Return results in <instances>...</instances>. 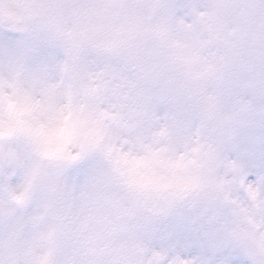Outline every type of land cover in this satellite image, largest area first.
Listing matches in <instances>:
<instances>
[{"label": "clouds", "instance_id": "1", "mask_svg": "<svg viewBox=\"0 0 264 264\" xmlns=\"http://www.w3.org/2000/svg\"><path fill=\"white\" fill-rule=\"evenodd\" d=\"M0 264H264V0H0Z\"/></svg>", "mask_w": 264, "mask_h": 264}]
</instances>
